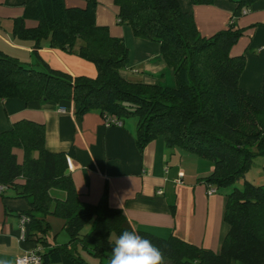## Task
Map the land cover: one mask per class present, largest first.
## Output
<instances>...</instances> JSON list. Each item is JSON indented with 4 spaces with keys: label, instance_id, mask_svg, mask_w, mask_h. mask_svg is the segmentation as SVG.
Returning a JSON list of instances; mask_svg holds the SVG:
<instances>
[{
    "label": "trees",
    "instance_id": "1",
    "mask_svg": "<svg viewBox=\"0 0 264 264\" xmlns=\"http://www.w3.org/2000/svg\"><path fill=\"white\" fill-rule=\"evenodd\" d=\"M112 1L118 24L130 27L136 37L158 43L174 73V86L131 81L122 75L128 47L123 37L110 34L107 25L97 24L98 0H85L82 7L67 6L65 0H24L22 15L12 19L11 34L33 41L35 59L25 62L0 50V103L71 101L77 117L97 110L103 123L114 119L121 125L134 117L139 150L160 137L167 147L213 163L204 178L208 188L229 187L244 176L255 156L264 155V79L257 91L241 88L245 56L230 53L245 29L231 21L203 36L179 0ZM190 1L195 5L216 0ZM230 1L235 14L256 0ZM27 19L35 24L27 25ZM43 39L50 47L93 64L95 76H73L49 66L38 54ZM16 150L22 151L21 161ZM66 157L64 151L45 148L42 123L20 119L0 130V196L8 197L5 191L10 190L12 197L27 201L28 208L18 215L28 218L24 240L32 243L41 264L63 258L89 264L83 252L110 258L115 238L125 230L152 241L164 253L165 264H264V184L245 180L241 188L228 191L223 209L227 231L213 251L172 234L159 237L134 229L120 208L109 206L106 189L97 203H82ZM52 188L63 190L64 198L53 197ZM48 215L64 221L66 242L48 241ZM89 221L91 228L82 232Z\"/></svg>",
    "mask_w": 264,
    "mask_h": 264
},
{
    "label": "crops",
    "instance_id": "2",
    "mask_svg": "<svg viewBox=\"0 0 264 264\" xmlns=\"http://www.w3.org/2000/svg\"><path fill=\"white\" fill-rule=\"evenodd\" d=\"M23 1L0 0V50L20 60L31 57L33 46V41L11 34L12 19L22 15ZM179 2L192 13L203 36L213 35L231 21L245 29L230 53L245 56L240 87L250 92L259 90L264 79V0H256L235 14V4L230 0L195 5L190 0ZM65 4L82 7L85 0H65ZM116 14L112 0H98L97 24L107 25L110 34L123 37L128 47V63L122 75L131 81L174 86V73L162 58L158 43L134 36L130 27L117 23ZM26 24L32 26L35 21L27 19ZM38 54L49 66L73 76L96 74L93 64L50 47L48 39L40 42ZM133 67L139 72H131ZM20 119L42 123L45 148L67 153L71 161L68 173L82 203H97L106 189L109 206L120 208L134 229L159 237L172 234L213 251L219 249L227 231L223 209L228 191L222 188L219 192L221 188L214 187L215 191L209 193L204 182L213 169L209 160L178 147H167L160 137L139 150L135 118L125 119L121 126H105L97 110L75 116L71 101L55 104L6 99L0 103V130L9 129ZM16 153L21 161L22 151ZM5 194L8 197L0 196V260L15 264L17 256L33 250L32 243L22 238L18 215L28 203L12 197L10 190ZM46 220L50 225L48 241L66 242L68 238L59 235L64 231V221L52 215ZM47 264L74 263L63 258Z\"/></svg>",
    "mask_w": 264,
    "mask_h": 264
},
{
    "label": "clouds",
    "instance_id": "3",
    "mask_svg": "<svg viewBox=\"0 0 264 264\" xmlns=\"http://www.w3.org/2000/svg\"><path fill=\"white\" fill-rule=\"evenodd\" d=\"M0 264H8V261L0 260ZM109 264H165V258L152 241L125 230L114 242Z\"/></svg>",
    "mask_w": 264,
    "mask_h": 264
},
{
    "label": "rangeland",
    "instance_id": "4",
    "mask_svg": "<svg viewBox=\"0 0 264 264\" xmlns=\"http://www.w3.org/2000/svg\"><path fill=\"white\" fill-rule=\"evenodd\" d=\"M7 21H10L9 19ZM11 28V25H10ZM31 57L27 56L26 59L27 61L30 60V62L34 61L33 59H35L33 53L31 52ZM24 61H26L25 59H22ZM133 67V69H130L131 72H139L138 69ZM130 75H135L137 76V74H130ZM136 78V77H135ZM134 117H128L126 118V120L128 119H133ZM247 180L255 185H260V184H264V155H257L255 156L252 161L251 164L249 166V168L246 170L245 174L243 177H240L239 179H237L236 181H234V183L232 185H230L229 187H226L227 191H231L234 187L237 188H241L244 184V181ZM222 191V188L219 190V192ZM50 193L53 197H58V198H64L65 196V192L59 188H52L50 190ZM53 218H56L55 216H53ZM58 219V218H57ZM59 220H61L59 218ZM91 224L92 221H89L82 229V232H87L90 228H91ZM59 235H64L66 238H68L66 232L62 231V233H60ZM115 238V236H114ZM116 239V238H115ZM60 240V239H59ZM82 257L89 263V264H109V258L108 257H103V258H97L94 257L90 254H88L87 252H83L82 253Z\"/></svg>",
    "mask_w": 264,
    "mask_h": 264
},
{
    "label": "built area",
    "instance_id": "5",
    "mask_svg": "<svg viewBox=\"0 0 264 264\" xmlns=\"http://www.w3.org/2000/svg\"><path fill=\"white\" fill-rule=\"evenodd\" d=\"M113 123V124H111ZM104 125L105 126H110V125H118L120 126L121 123L118 121H114V119H111V120H106L104 122ZM66 161H67V165L68 167H71V161H70V158L67 157L66 158ZM3 188V186H0V190ZM208 191L209 193H212L215 191V188L213 187H209L208 188ZM28 221V218L25 217V216H22L20 218V229H21V234H22V238H24V234H25V224L27 223ZM41 256L37 253V251H35V249L27 252L26 254L24 255H19L16 257L15 259V264H41Z\"/></svg>",
    "mask_w": 264,
    "mask_h": 264
}]
</instances>
